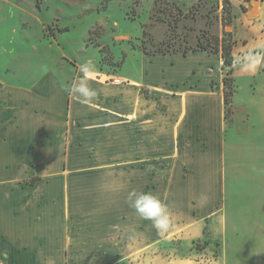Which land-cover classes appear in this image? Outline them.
Here are the masks:
<instances>
[{"label":"rangeland","instance_id":"1","mask_svg":"<svg viewBox=\"0 0 264 264\" xmlns=\"http://www.w3.org/2000/svg\"><path fill=\"white\" fill-rule=\"evenodd\" d=\"M231 1L224 25L223 0H0V106L13 93L15 108L0 112V178L23 181L25 258L60 228L70 264H264V132L247 116L264 123V0ZM224 32L232 67L192 50ZM89 60L97 96L81 104L64 88ZM228 75L235 121L215 118L204 153L192 114H221ZM133 190L167 203V233L129 206ZM43 208L55 226L38 228Z\"/></svg>","mask_w":264,"mask_h":264},{"label":"crops","instance_id":"2","mask_svg":"<svg viewBox=\"0 0 264 264\" xmlns=\"http://www.w3.org/2000/svg\"><path fill=\"white\" fill-rule=\"evenodd\" d=\"M236 81V80H235ZM258 81V78H257ZM257 81L254 85L251 83L252 92L253 94H257L258 86L256 85ZM224 84V83H223ZM17 90L20 91L19 86H17ZM211 92L212 89H211ZM237 89L236 84H234V94H233V109H234V100L236 95ZM9 96L10 101L8 105L0 106V112H4L5 114H11L12 110L15 109L13 105L14 98L13 93ZM220 95L221 101V114H208L207 120L203 121L197 118V114H192L193 120L196 122H200L202 124V128L205 125L208 126L209 134L205 135L207 139L206 148H200L202 152H206L209 150V145L211 144V133L210 131L215 134L217 132V126L215 125V118L220 121L221 128L228 130L231 127L233 122L235 121L234 112L232 114V118L229 120L225 117V102H224V88H223V95ZM1 98V97H0ZM33 100V99H32ZM1 114V113H0ZM12 114H19L18 112H13ZM34 119L38 114H29ZM196 116V117H195ZM249 119L253 122V126L255 127V131L261 133L264 132V123L256 120L255 116L250 112L247 114ZM16 118V115H15ZM256 120V121H255ZM8 122V121H7ZM22 123V122H21ZM21 123L17 125L18 127L21 126ZM230 123V124H227ZM198 127V123L196 124ZM7 123H5V127H7ZM185 147L184 149H186ZM225 161V160H224ZM211 166V161H210ZM210 168V167H209ZM211 171H208V173ZM195 172V171H194ZM211 179V174H210ZM23 181L20 179H12V178H0V264H70L71 263V246L69 241H67L65 231L61 234V226L62 221H65V217L63 214V218L61 222L57 225L58 231L56 233L50 230L46 233L40 232L39 239L40 242H37L36 246L34 247V255L32 258H25L23 253H25V248H28L27 243H25V217L31 214L30 207L24 205V198L23 193L21 192V200H19V193L18 190H23ZM197 200V207L198 213L200 215L208 214L211 215V209L208 211L202 210L200 206L202 202H199V199L194 197ZM264 206V203H261ZM32 209V208H31ZM45 208L39 210L36 214L37 217L35 221H37L38 228H40V223L47 225L48 227L55 226L56 220L45 218ZM55 209L49 211V213L54 217L55 216ZM64 213V212H63ZM53 224V225H52ZM59 232V233H58ZM60 234L61 236H59ZM28 250V249H26ZM79 261V260H78ZM76 264V263H74Z\"/></svg>","mask_w":264,"mask_h":264},{"label":"clouds","instance_id":"3","mask_svg":"<svg viewBox=\"0 0 264 264\" xmlns=\"http://www.w3.org/2000/svg\"><path fill=\"white\" fill-rule=\"evenodd\" d=\"M83 78L77 83L75 80L71 82L69 87H65L64 91L69 97L75 96L79 103L90 104L97 92L91 88L86 80L92 78L96 68L92 61H85L80 67ZM129 206L144 220L152 222L153 227L158 233H167L172 222L167 203L158 195L152 192L133 190L128 195Z\"/></svg>","mask_w":264,"mask_h":264},{"label":"trees","instance_id":"4","mask_svg":"<svg viewBox=\"0 0 264 264\" xmlns=\"http://www.w3.org/2000/svg\"><path fill=\"white\" fill-rule=\"evenodd\" d=\"M175 5V3L173 2ZM232 1L231 0H223V8L225 11L224 19V25H228L233 20V14H232ZM146 34V32H144ZM215 42L211 44V40H208L207 42L199 41L197 47L192 48L193 51L197 50H207L211 53L220 54L222 57L224 64L227 66L232 67L233 65V47L236 43V39L233 37L232 33L230 32H224V35L222 38L219 36H215L214 38ZM142 49L145 53H155L156 51H151L145 44V41H142ZM159 53L167 54L168 50L159 48L157 49ZM182 53L186 55L188 53V50H183ZM224 83V102H225V117L227 119L232 118L233 114V94H234V79L232 76L228 75L223 79Z\"/></svg>","mask_w":264,"mask_h":264}]
</instances>
